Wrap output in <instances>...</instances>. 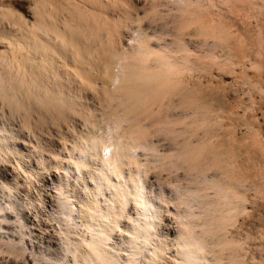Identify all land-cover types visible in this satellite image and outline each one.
<instances>
[{
	"label": "bare ground",
	"instance_id": "6f19581e",
	"mask_svg": "<svg viewBox=\"0 0 264 264\" xmlns=\"http://www.w3.org/2000/svg\"><path fill=\"white\" fill-rule=\"evenodd\" d=\"M128 1L143 5L30 0L31 20L0 3V264H67L80 241L103 259L105 212L111 228L126 220L130 238L152 244L148 257L130 243L123 264H264L252 248L264 231L240 223L264 200V140L247 114L258 87L245 79V101L215 106L202 80L213 70L262 72L264 0ZM68 71L90 88L98 116L83 107L84 89L63 83ZM73 114L91 129L59 160L45 157L37 130ZM20 139L37 152L24 154ZM165 218L174 235L161 237Z\"/></svg>",
	"mask_w": 264,
	"mask_h": 264
},
{
	"label": "rangeland",
	"instance_id": "374dc122",
	"mask_svg": "<svg viewBox=\"0 0 264 264\" xmlns=\"http://www.w3.org/2000/svg\"><path fill=\"white\" fill-rule=\"evenodd\" d=\"M4 1L11 8H14V9L20 11L25 16L26 19H28V20H31L32 19V14H31V10H30V6H31L30 0H4ZM120 1H121L122 4L124 3L125 5H132V6L133 5H137L138 7H141L143 5V3L141 1H133L132 2L133 4L131 2H129L128 0H120ZM1 2H2V0H0V3ZM131 11L133 13V10L132 9L130 10V12ZM231 19H233V18H231ZM233 21H235V19H233ZM236 22L238 24V30H240L241 33H244L245 34L246 30H244L245 28L243 29V27H245V25H243V23H241V21H240V23H238L239 22V19H236ZM240 24H241V26H240ZM263 30H264V23H263ZM246 34H248V33L246 32ZM125 40L123 39V41H125ZM263 62H264V59H263ZM247 68L248 67H246L244 69H241L240 67H237L236 70H235V72H234L235 74L233 73L232 76H231V74L230 75L229 74H227V75L225 74V75H222V77H221V75L218 76L219 73L217 72V70H213L211 74H206L205 78L202 79L203 80V84H204V88H205V93H206L205 95L207 97L206 99L208 100V102L210 104H212V105L213 104L214 105L215 104L216 105H219V103L217 101H220L221 100L222 103H220V104L222 105L224 103V100H225V103L223 105L224 106L227 105V107H228V104H230V103L233 104V102L234 103L237 102L240 99L238 97H242L243 99H244L245 96L247 97L248 93L250 92L249 89H251L250 86H249V84H248V82L249 83L251 82V84H256V86L258 88H260L261 90L263 89L262 92L258 91L257 90L258 88H253V89H255V90L252 89L253 91L251 90L250 94L252 95V101H253L252 102V107H253L252 109L253 110H251V111L249 110L247 112V114H248L249 118L252 119L251 121L253 122V124L256 122L254 125H255V127H257L258 131L260 132V135L262 137V140H264V100H263L264 99V96H263L264 95V72H263L264 69L262 70L261 73H259L256 70H254L253 68H252L253 70H251V67H250V69L249 68L247 69ZM68 72H66L67 73L66 75H67V77L69 78L70 81H68L67 77H65L63 79V83H65L68 86H71L72 88H75V89H77V88L84 89V91H85L84 92L85 97L86 98L88 97V99H90V100H86V101L82 100L81 102L84 105L83 107H85L87 105L88 107H90L89 110H92L93 109L94 110V114L98 116L99 115L100 106H99V104H96V101L94 102L92 100V97L90 95L92 93V91L90 90V88L88 86H86L85 84H83L82 81L79 79V77H77L76 75H74V73H72V71H68ZM214 77H216V78H214ZM212 78H213V81H212ZM245 79H247L249 81L247 82V80L245 81ZM208 82L211 84V85L209 84L210 86H208V84H206ZM261 82H262V84H261ZM234 83H235V86H234ZM205 85H206V87L207 86L208 87L206 88ZM243 85H244V88H243ZM216 86H217V89L218 90L216 89V91H215L214 88ZM246 86H247V88L249 87V89H247ZM218 87H220V88H218ZM85 88H86V90H85ZM210 88L212 90H214V91H212ZM223 88H225L227 90H225ZM243 89H244V92H242ZM210 91H212V92H210ZM247 91H248V93H247ZM218 92H219V94H217ZM245 92H246L247 95L245 94ZM214 93H215V95H214ZM242 93L244 94V97H243V94ZM256 93H258V94H256ZM207 95L208 96L211 95L210 96L211 99ZM234 95H236V96L234 97ZM212 97H215V98H212ZM232 98H234V99H232ZM235 100H237V101H235ZM246 100H247V98H246ZM244 101H245V99H244ZM173 109H175V110H173ZM173 109L172 110L175 111V112H178L179 111V110L177 111V109H179V108L173 107ZM72 118L74 120L73 122L69 121L70 122L69 123L68 121H63L58 126L55 125V124H53V123H50V122L49 123L48 122L47 123H44L43 124L44 127L42 126V131L37 130V133H38V135H40V138L48 141V143H49L47 145V143H45L44 140L42 142V143H45L46 144L45 145L46 148H44L46 150L43 151V155L45 157H51L52 156V158L54 160H59L58 157L56 159L55 156L58 155V156L62 157V155L65 152L63 150V146H66V147L71 148V146H72L71 145L72 139L74 137L75 138L78 137V134L81 132V130L83 132H86L89 129H91L90 123L87 122V121H85L81 116H79L77 114L76 115L73 114L72 115ZM238 122H241V121H238ZM237 128H238L237 130H239L240 128H243V127H241V125L239 124V126ZM32 138H33L32 141L35 142V137L32 136ZM65 139L67 141H65ZM42 143L40 145H42ZM50 143L52 144L53 149H55L53 151V153H51L52 148H51ZM17 144L18 145H21L22 144L23 146H26V149H24V151H23L24 154H27L29 152V148H30V151H32L34 149L33 144H29L28 142H25L22 139L18 140L17 141ZM20 148H21V146H20ZM34 151L37 152V149H34ZM141 151H138V153L141 152ZM53 154H55V155H53ZM258 155H260V151H259V149L258 150L256 149V151L254 153V157H255L254 159H256V161H257V158L259 159L261 157V155L260 156H258ZM11 158H13V156H11ZM140 158L143 159V157H140ZM15 163L16 162L13 161L12 164H15ZM6 165L8 167H10V168L13 167V165H11L10 163L9 164L6 163ZM149 165H152V162H150ZM256 169L253 170V174H254V177L253 178H254V180L257 179V175H256V172H255ZM155 170H158V169H154V170L150 171L149 175L151 174V172H153ZM53 172H56V170L53 169L52 170V173ZM178 172H181V171L178 170ZM164 174H165V171L164 172L162 171V175H164ZM255 175H256V178H255ZM151 180H154V179L151 178ZM253 200H254V202L252 203V205L251 204L250 205L248 204L249 212L251 211L253 215L250 214L249 217L246 218L247 221L246 220L244 221L242 218H240V223H241V229H244L245 230L248 227L250 229V232H252L251 234L252 235L254 234L256 236V234L259 233L260 230L261 231H264V230H262V229H264V209H263L264 208V205H263L264 204V200L260 199L261 200L260 201L257 198H256V201H255V199H253ZM261 202H262V205H261ZM259 203H260V205L262 207L259 205ZM253 204H255V205H253ZM257 205H258V207H257ZM130 211L132 212L131 209H130ZM252 217H253V219H252ZM259 228H261V229L259 230ZM253 240H254L253 242L255 243L254 244L251 241L253 243V245L255 247H258V246L260 247V248L258 247V249L256 248L257 251L259 250V252H257L256 249H254L255 247L253 246L252 248L254 250V253H255V255L257 254V258L258 259L259 258L261 259V257L263 258V256H264L263 255L264 254V245H263L264 244V239H253ZM256 240H258V241H256ZM260 241H261V243H260ZM261 247L263 249H261ZM260 253H262V254H260Z\"/></svg>",
	"mask_w": 264,
	"mask_h": 264
},
{
	"label": "clouds",
	"instance_id": "9594fccd",
	"mask_svg": "<svg viewBox=\"0 0 264 264\" xmlns=\"http://www.w3.org/2000/svg\"><path fill=\"white\" fill-rule=\"evenodd\" d=\"M122 166H126L127 162L124 160H119ZM90 187V185H89ZM152 192L156 197L160 195L159 191L155 190L154 186L151 187ZM153 203L157 208H160V204L157 203V199L153 200ZM114 210V206L109 208V211ZM162 210V209H161ZM163 211V210H162ZM128 215H131V212H128ZM100 227L102 231L109 232L111 231V246L109 247L107 243L98 245L100 252L102 253L103 259L101 256L97 255L95 248H90L88 243L85 241H80L74 246H70L67 253V264H123L124 255L128 252V245L131 243L132 246L142 254L148 257L153 256L152 244L149 243L147 239L143 238V234L138 237L129 236V225L126 220L117 221V227L111 228L112 225V215L104 213L103 216L99 217ZM168 221L165 218V223L159 229V235L161 237L172 236L174 233L167 227ZM49 247L52 248V254L59 255V250L52 244H49ZM165 255L170 258L174 255L170 249L166 251ZM208 256H212V253L209 251ZM115 257V259H113ZM162 264H167V259L162 261ZM206 264H212L211 261H207Z\"/></svg>",
	"mask_w": 264,
	"mask_h": 264
},
{
	"label": "snow or ice",
	"instance_id": "6c2138e0",
	"mask_svg": "<svg viewBox=\"0 0 264 264\" xmlns=\"http://www.w3.org/2000/svg\"><path fill=\"white\" fill-rule=\"evenodd\" d=\"M189 55H192V53H189Z\"/></svg>",
	"mask_w": 264,
	"mask_h": 264
}]
</instances>
